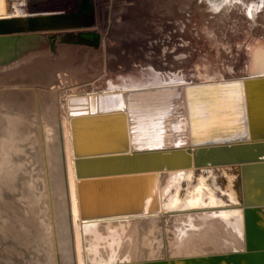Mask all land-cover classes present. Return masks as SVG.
Instances as JSON below:
<instances>
[{
	"label": "bare ground",
	"instance_id": "obj_1",
	"mask_svg": "<svg viewBox=\"0 0 264 264\" xmlns=\"http://www.w3.org/2000/svg\"><path fill=\"white\" fill-rule=\"evenodd\" d=\"M91 1L93 25L0 34V264L182 263L245 251L241 210L224 206L238 204L234 172L195 168L177 149H194L180 142L188 86L198 87L191 108L199 140L238 127L242 101L227 84L264 73V0ZM58 2L0 0V20L70 18L51 8ZM148 11L162 34L143 40L157 57H128L108 27ZM208 81L216 85L200 88ZM263 84L253 98L261 117ZM82 116L99 119L79 124L77 175L72 120ZM126 134L129 156L85 160L116 153ZM151 172L160 211L80 219L78 179Z\"/></svg>",
	"mask_w": 264,
	"mask_h": 264
},
{
	"label": "water",
	"instance_id": "obj_2",
	"mask_svg": "<svg viewBox=\"0 0 264 264\" xmlns=\"http://www.w3.org/2000/svg\"><path fill=\"white\" fill-rule=\"evenodd\" d=\"M94 7L91 0H82L80 9L76 14H70V18L64 17H30L26 20L11 19L0 20V34H10L16 32H37L42 30H54L59 28L81 25H91L89 22L79 20V17L93 15ZM90 18V17H89ZM91 35L90 33H83ZM247 82H233L227 85H237V89L242 101L239 110L241 120L235 129L222 131L213 135L218 137H208L205 141L199 140L193 120V110L191 108V90L197 86H188L185 90L188 120L186 116L180 117L183 124L181 135L182 146H187V142L194 149H177L184 151L186 163L193 162L195 168L219 167L222 170L228 169L227 174L235 176V189L238 204L224 205L237 206L241 210L238 217L243 216L245 228V251L225 253L220 255H209L193 257L182 263L187 264H264V117L257 116L253 112L255 96L254 88L258 83H264V73H249ZM210 84L200 85L202 87H213ZM255 83V84H253ZM252 84V85H251ZM226 85V84H221ZM264 85V84H263ZM163 88L161 90H164ZM168 89V88H167ZM183 96V94H182ZM253 104V105H252ZM183 109L184 106L182 105ZM226 107V106H225ZM123 114V113H119ZM113 114V115H119ZM98 116L77 117L72 120V135L75 157L83 156L79 153V136L83 127L79 124L83 121H92ZM99 117H105L101 115ZM102 120V119H100ZM80 122V123H79ZM187 124V125H186ZM126 132V130H125ZM211 136V135H209ZM129 137V136H128ZM125 135L123 145L120 150L110 155L97 154L87 156L86 159H96L103 157L129 156L126 151L129 149L130 140ZM188 140V141H187ZM114 146V145H111ZM187 151V152H185ZM193 154V156H192ZM93 155V154H89ZM140 154H134V156ZM192 156V158H191ZM76 157L75 170L80 174V162L82 157ZM170 157L164 158L166 166L169 165ZM79 168V172H78ZM224 171V170H223ZM227 176L224 174V177ZM156 173L150 174H130L119 176L87 177L78 179L76 202L79 201L80 219L82 221L109 218L116 216L138 215L158 212L161 209V202L156 186ZM147 181V182H146ZM150 203L148 204V202ZM154 264H177V262L161 261Z\"/></svg>",
	"mask_w": 264,
	"mask_h": 264
},
{
	"label": "rangeland",
	"instance_id": "obj_3",
	"mask_svg": "<svg viewBox=\"0 0 264 264\" xmlns=\"http://www.w3.org/2000/svg\"><path fill=\"white\" fill-rule=\"evenodd\" d=\"M8 1H10V0H8ZM60 2H58V3H54V5L52 4V6H51V8H54V9H60V10H62V11H67L68 13H71V14H73V12L74 13H78V9H80V6H81V3H82V0L80 1V0H59ZM67 1V2H66ZM78 1V2H77ZM63 2V3H62ZM73 2V3H72ZM69 3V4H68ZM57 4H58V7H57ZM67 4V5H66ZM56 5V6H55ZM61 5H64V6H61ZM74 5V6H73ZM55 6V7H54ZM62 7V8H61ZM73 8V9H72ZM70 9V10H69ZM57 11V10H56ZM144 14V13H143ZM147 14V15H146ZM153 14V13H152ZM156 14V13H155ZM40 15L39 14H33L32 15V17H39ZM149 11L147 12V13H145L144 15H143V17H142V15L140 16V18H139V20L138 19H131V17L129 16V18L128 17H124V19L125 18H127V19H125L126 21H124V19L122 18V19H120L119 21H117L113 26H112V24L111 25H109V27H108V33H109V35H111V36H113V37H115L117 40V43H119V45H121V42H122V47H125V48H122V47H120L119 49H120V51L122 52V53H128L127 54V56L128 57H131L132 55H133V57H134V54L135 53H139V51H140V54L139 55H141V56H144V55H147L146 53H151L150 52V50L151 49H148V46H146L147 44H146V41H145V39H148L149 37H152V39L153 40H155V42L158 40V39H155L157 36H161V34H162V29H161V26H158V24H157V14L156 15H154L155 17H153L152 16V18H153V21H151L152 20V18H151V16H149ZM148 17V18H147ZM146 20H145V19ZM156 20H155V19ZM21 19H24V18H21ZM141 19V20H140ZM148 19L150 20L149 22L151 23H149V22H147L148 21ZM79 20H81V21H85V22H89V23H91V25H93L94 24V22L91 20V18H86V17H79ZM128 20V21H127ZM143 20V21H142ZM132 21H133V23H135L134 25H133V23H132ZM134 21H136V22H134ZM140 21V22H139ZM145 21V22H144ZM123 22V23H122ZM131 22V24L129 25V23ZM138 22L139 23H147L145 26H147V27H145L143 24H140V26H143L144 28H143V30L142 29H140V26H139V24H138ZM154 22V24H152ZM125 23V24H124ZM156 23V24H155ZM124 24V25H123ZM127 24V25H126ZM137 24V25H136ZM151 25H152V27H151ZM70 26H72V28L73 27H77V26H73V25H70ZM70 26H68V27H70ZM119 26V29L117 28ZM125 26L127 27V28H125ZM139 26V31H137L138 29H137V27ZM114 29H113V28ZM115 27H116V29H115ZM148 27L150 28V30L148 29ZM157 27V29H155ZM71 28V27H70ZM111 28V29H110ZM136 28V29H135ZM142 28V27H141ZM147 28V29H146ZM65 29V28H64ZM131 29V30H130ZM133 29V30H132ZM153 29V30H152ZM154 29H155V32H154ZM161 29V30H160ZM117 30H119V31H117ZM122 30V31H121ZM127 30H129V32L127 31ZM142 30V31H141ZM148 30H149V32H148ZM160 30V31H159ZM117 31V32H116ZM130 31H132V33L130 32ZM152 31L154 32L153 34H152ZM123 32V34H121V33ZM126 32V33H125ZM134 32V33H133ZM120 33V34H119ZM127 33L130 35V33H131V35H130V37H131V40H130V38L128 39V37H129V35H127ZM138 33V34H137ZM142 33V34H141ZM147 33V34H146ZM149 33L151 34V36H149ZM156 33H158V34H156ZM113 34V35H112ZM115 34V35H114ZM116 34H118V35H116ZM144 34V35H143ZM155 34V35H154ZM122 37H121V36ZM145 35H146V37H148V38H146L145 37ZM126 36H128V37H126ZM156 36V37H155ZM120 37H121V39H120ZM137 37H139V38H137ZM143 37L145 38L144 40H143ZM125 38V39H124ZM127 38V39H126ZM119 39V40H118ZM136 39V40H135ZM140 39H142L141 41H140ZM126 40H127V42H126ZM129 40V41H128ZM152 40V41H153ZM120 41V42H119ZM132 41V42H131ZM137 43H136V42ZM138 41L140 42V44L138 43ZM143 41H145V42H143ZM159 41V40H158ZM61 42V41H60ZM59 42V43H60ZM135 42V43H134ZM154 42V41H153ZM132 43H134V44H132ZM126 44V45H125ZM140 46H139V45ZM142 44V45H141ZM143 44H144V46H143ZM134 45V46H133ZM127 46H129V47H127ZM139 46V47H138ZM143 49H142V48ZM147 47V48H146ZM156 47H158V46H156ZM128 48L130 49V50H128ZM122 49V50H121ZM127 50V52L125 51V50ZM136 49V50H135ZM147 49V50H146ZM133 50H135V51H137V52H135L134 51V53L132 52ZM116 51V50H115ZM125 51V52H124ZM152 51V53L154 52L153 50H151ZM131 54H130V53ZM143 52V53H142ZM121 53V54H122ZM151 53V54H152ZM131 56H130V55ZM154 54V53H153ZM122 56H123V54H122ZM124 56H126V54H124ZM156 55L154 54V57H155ZM157 57V56H156ZM81 59V58H80ZM152 60H155V59H153L152 58ZM83 63H86V62H83ZM82 63V64H83ZM115 63V62H114ZM80 64V63H79ZM144 67H146V66H144ZM192 72L193 71H195V70H191ZM177 264H187V263H177Z\"/></svg>",
	"mask_w": 264,
	"mask_h": 264
}]
</instances>
